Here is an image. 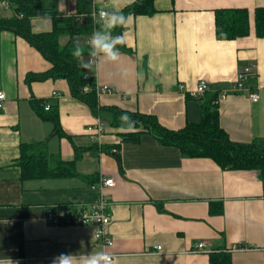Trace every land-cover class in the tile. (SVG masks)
<instances>
[{
	"label": "crops",
	"instance_id": "obj_1",
	"mask_svg": "<svg viewBox=\"0 0 264 264\" xmlns=\"http://www.w3.org/2000/svg\"><path fill=\"white\" fill-rule=\"evenodd\" d=\"M91 1L93 11L110 9L114 3ZM137 1L120 0V7ZM51 4L62 16L78 11L77 0H64V11L58 9L59 0ZM154 5L153 15H132L129 26L122 28L126 44L119 65L98 71L82 67L99 88L113 91L98 96L99 106L154 115L164 127L181 130L201 120V100H209L219 105L220 125L231 141L251 144L263 139L264 37L257 36L255 10L264 7V0H154ZM225 8L249 10L248 36L217 37L216 10ZM6 11L11 8H2L0 2V16ZM98 27L94 24V30ZM52 28L48 16L32 19L35 33ZM90 36L73 40L84 43ZM69 43V36H61V46ZM250 64L254 68L248 89L228 92L238 72ZM50 68L25 38L0 30V90L7 95L0 111V259L51 264L61 253L107 250L117 255L119 264H209L211 253L248 244L249 249L230 253L232 264H264V179L259 171L227 170L209 158L184 156L149 133L138 143L122 142L123 130L111 126L112 113L94 114L71 95L66 80L27 82L28 74ZM121 68L142 73L143 78H122L117 74ZM203 80L208 91L197 97L193 91ZM250 92L259 95L257 102ZM34 100H45L44 110L49 104L50 111L41 116ZM52 112L58 113L71 138L53 135L54 123L48 118ZM98 119L107 129L94 135L87 128ZM44 141L51 155L66 161L76 158L78 175L23 178L17 164L21 144ZM107 146L118 149L108 151ZM89 178L97 180L90 183ZM103 178L115 180V186L104 191L111 204L106 230L112 247L92 239L96 225L47 222L48 211L89 207L99 196L93 187ZM202 242L205 248L195 251Z\"/></svg>",
	"mask_w": 264,
	"mask_h": 264
},
{
	"label": "trees",
	"instance_id": "obj_2",
	"mask_svg": "<svg viewBox=\"0 0 264 264\" xmlns=\"http://www.w3.org/2000/svg\"><path fill=\"white\" fill-rule=\"evenodd\" d=\"M3 0H0L2 2ZM10 5L13 14L0 16V30H11L25 38L51 63V68L43 73H30L27 82L46 81L48 79H64L68 82L71 95L89 105L94 114L110 111L113 115L111 126L120 128L118 119L126 112L136 121L135 131L121 132L122 142L138 143L144 133L151 134L163 146L177 147L182 155L192 158H209L222 169L256 170L264 179V138L251 144H241L231 141L227 132L220 125L219 105L202 101V116L198 123L188 124L181 130H170L164 127L154 115L139 112H127L115 108L100 107L96 92L94 76L83 73L80 61L71 55L75 37L92 35L94 22L92 20V1L77 0L76 15L62 16L52 0H4ZM125 15H153L157 12L154 0H138L122 9ZM51 17V31L35 33L32 30V19ZM255 27L258 37H264V7L255 10ZM122 28H116L113 35L121 34ZM217 37L221 40H234L250 34V13L246 8H225L216 10ZM61 36H69L71 43L61 46ZM120 49H125L120 46ZM85 55H87L85 53ZM88 87V92L85 88ZM214 95V100L217 98ZM212 102V101H211ZM34 108L43 116L45 100L33 101ZM43 106V111H42ZM50 111V110H49ZM54 123L53 135L69 137L63 131L57 112L48 117ZM94 147H97L94 145ZM108 151L118 149L117 146L105 147ZM78 152V149H77ZM115 157L120 162L119 153ZM17 164L21 167L23 178L68 177L78 175L76 158L66 161L51 155L46 148V142L23 143ZM95 183L97 179H92ZM99 182V181H98ZM209 264H232L230 253L213 252Z\"/></svg>",
	"mask_w": 264,
	"mask_h": 264
},
{
	"label": "clouds",
	"instance_id": "obj_3",
	"mask_svg": "<svg viewBox=\"0 0 264 264\" xmlns=\"http://www.w3.org/2000/svg\"><path fill=\"white\" fill-rule=\"evenodd\" d=\"M65 7L64 0H59L58 9L64 11ZM92 20L99 27L84 43L76 40L71 55L80 61L84 69L89 71H98L108 65H119L122 55L120 46L126 44V33L113 35V32L116 28L126 29L133 20L132 15H125L120 7V0H114L112 8L102 7L93 12ZM85 53L87 59H85ZM117 74L122 78H128L130 75H134L137 79L143 78L142 73H136L128 68L119 69ZM118 119L124 132L135 131L136 121L126 112H122ZM100 235L99 229H96L92 234V239H99ZM0 264H13V262L9 258H4L0 259ZM51 264H119V262L118 258L109 251L99 250L87 254L61 253L52 258Z\"/></svg>",
	"mask_w": 264,
	"mask_h": 264
},
{
	"label": "built area",
	"instance_id": "obj_4",
	"mask_svg": "<svg viewBox=\"0 0 264 264\" xmlns=\"http://www.w3.org/2000/svg\"><path fill=\"white\" fill-rule=\"evenodd\" d=\"M1 7L4 9H9L10 5L7 1L1 2ZM95 12V11H93ZM92 12V13H93ZM95 24V23H94ZM253 64L244 67L240 70L237 74V77L233 83V86L230 91L228 92H239L242 90H247V80L253 74ZM183 87L181 86V89ZM88 87L85 88V92H88ZM208 91V83L206 81H200L197 85L196 89L193 91L195 96H204ZM97 95L100 96L102 94H110L113 91L108 87L105 86L103 88H99L96 86ZM223 93L221 98L224 99L227 97V93ZM250 99L253 102H257L259 99V95L256 92H250ZM7 100V95L4 91L0 90V111L4 109L5 102ZM50 105L45 106V110H50ZM107 129V124L98 119L94 126H89L87 130L94 135H101ZM94 132V133H93ZM115 186V180L113 178H103L99 181L98 185L94 186L97 191H99L98 198L88 207L83 206L81 208H67L63 211H48L46 215V220L49 224L54 226H77V225H96L97 229H99L101 235L99 239H96L101 245L105 248H110L113 246V240L108 236L107 233V226L111 220V213H110V202L105 197V189L112 188ZM205 242H202L198 245V248L195 251L202 250L205 248ZM160 249V247H159ZM249 249L248 244H236L224 252L232 253L238 250H246ZM111 253V252H110ZM113 254V253H112ZM115 257L117 255L113 254Z\"/></svg>",
	"mask_w": 264,
	"mask_h": 264
},
{
	"label": "rangeland",
	"instance_id": "obj_5",
	"mask_svg": "<svg viewBox=\"0 0 264 264\" xmlns=\"http://www.w3.org/2000/svg\"><path fill=\"white\" fill-rule=\"evenodd\" d=\"M13 14V11H6L5 15L6 16H9V15H12ZM5 15H2V16H5Z\"/></svg>",
	"mask_w": 264,
	"mask_h": 264
}]
</instances>
